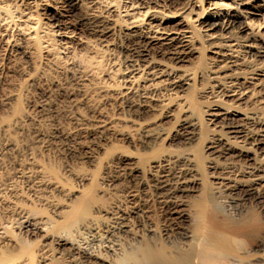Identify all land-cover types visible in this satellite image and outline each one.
I'll return each instance as SVG.
<instances>
[{
  "label": "bare ground",
  "instance_id": "1",
  "mask_svg": "<svg viewBox=\"0 0 264 264\" xmlns=\"http://www.w3.org/2000/svg\"><path fill=\"white\" fill-rule=\"evenodd\" d=\"M53 1V8L46 10L51 21L62 10L78 11L88 0ZM204 2V7L200 6L201 0H163L161 6H153L152 0H123L120 7L107 3L106 11L114 17L111 22L124 29L123 42L137 45L130 59L125 60L128 63L124 61L125 67L116 69L120 88L113 94L149 102L166 90L167 98L179 99L176 105L185 113L178 131H188L184 141L195 142L197 149L163 153L132 169L153 176L158 200L169 214L177 216H170L177 222L160 232L148 225L145 234H137L122 219L114 222V217H105L112 208L98 206L91 191L79 192L72 204L65 205L64 217L57 224L69 237L56 236L53 240L55 257L59 261L64 250L70 253L59 264H264V228L258 217L264 215V117L244 107L264 103V69L257 67L259 72L251 73L253 68L251 74L238 71L236 66L241 67L247 59L242 62L236 54L239 51L231 50L233 36L226 35L235 31L241 40L236 43L242 45L244 54L264 64V0ZM191 14L198 23L193 22ZM9 19L0 7V45L5 47L11 45L7 38ZM52 24L57 32L58 24ZM110 32L109 25L101 31L104 35ZM56 35L61 46L55 54L63 56L81 41L70 34ZM198 38L211 45L209 58L198 52L204 49ZM193 56H197L200 67L185 68L183 63L190 62ZM80 73L87 78L93 70L82 65ZM196 80L202 89L207 85L204 94L212 99L202 111L191 96ZM13 97L8 93L4 100ZM164 100L159 101L161 105ZM199 112L205 116L202 124ZM38 120L40 124L42 120ZM92 126L95 134L103 135L110 129L106 120L95 121ZM39 132L41 142H52L51 133ZM72 135L62 131L66 141L73 142ZM174 136L168 138L161 129L153 135L152 143L166 139L172 142L176 140ZM203 140L208 144L201 148L198 145ZM2 146L15 159L20 178H25L34 192L72 195L55 171L35 156L20 159L18 142L6 140ZM210 150L217 155L206 154ZM217 157L223 161L214 160ZM2 170L0 167V205L24 210L18 205L23 197L21 191L7 182L10 177H3ZM4 191L10 192L8 198ZM224 195L228 200H222ZM27 212L21 213L25 230L46 235L43 221ZM9 232L0 220V264H53L45 245L33 247Z\"/></svg>",
  "mask_w": 264,
  "mask_h": 264
},
{
  "label": "rangeland",
  "instance_id": "2",
  "mask_svg": "<svg viewBox=\"0 0 264 264\" xmlns=\"http://www.w3.org/2000/svg\"><path fill=\"white\" fill-rule=\"evenodd\" d=\"M152 1L153 6L163 4V0ZM108 2L120 7L123 0H88L78 11L69 13L62 10L57 19L51 21L47 13L54 6L53 0H0V7L11 19L7 31L11 45H0V167L3 168L2 176L10 177V182H7L14 183L21 191L23 197L18 205L24 209L0 205V220L12 237L33 247L45 245L53 264H59L60 260L70 255L64 250L61 255L64 258L58 261L53 252V240L56 236L69 237L57 228V224L64 217L62 212L65 205L72 204L79 192L91 191L98 206L112 208L110 215L105 217H114L115 220L111 219L114 222L122 219L137 234H145L148 225L160 232L172 222H177L174 218L170 219L172 214L158 200L153 176L132 169L134 165H146L163 153L178 154L187 149H197L195 142L184 141L188 131H178L179 122L185 113L179 111L176 105L179 99L167 98L166 90L158 93V99L154 97L149 102L140 101V97L126 99L113 94L120 88L116 69L125 67L128 63L125 60L130 59L137 45L131 42L129 46V43L123 42L124 29L120 24L111 22L114 17L106 11ZM200 6H206L204 0H201ZM191 16L194 20L195 15ZM53 21L59 26L57 32ZM198 21L196 18L193 22L196 24ZM107 25L111 32L104 35L101 31ZM30 26L32 29L28 28ZM59 32L81 40L71 46L65 56L55 54L61 46H58L56 35ZM226 35L229 38L233 36L231 50L239 51L236 54H239L242 62L247 59V64L243 62L241 67L236 66L238 71L251 74L259 72L258 68L264 69L261 61L244 54L235 31ZM199 43L204 45V49L198 52L205 59L209 58L211 45L207 41L203 44L200 39ZM249 60L252 65L248 63ZM197 62V56H193L183 66L195 70L200 67ZM82 65L91 66L92 76L83 77L80 73ZM195 85L192 100L197 103V109L202 111L212 99L204 94L207 85L202 89L203 86L197 80ZM8 93L14 97L4 100ZM163 100L165 102L161 105L159 101ZM252 104L243 106L264 117V103ZM199 115L202 124L205 116L200 112ZM15 119L19 120L14 123ZM36 119L39 122L42 120L41 123L38 124ZM98 120L109 123L110 129L103 135L95 134L93 130L92 124ZM161 129L168 138L175 135L176 140L152 143L155 142L152 141L153 135ZM63 130L74 135L73 142L62 137ZM39 131H45L48 135L51 133L52 142H41L40 135L37 136ZM6 140L20 144L23 157L19 158L32 154L42 164L53 169L72 195L57 191L43 195L34 192L26 179L20 178L16 172L15 159L3 148ZM203 141L198 145L201 148L208 144L206 140ZM208 153L212 157L217 155L215 150ZM214 160L223 161L218 157ZM4 194L6 198L10 196L9 191H4ZM222 200H228V197L224 195ZM22 212L41 219L46 227V235L41 231L34 233L30 229L25 230ZM258 217L264 228V215L259 214Z\"/></svg>",
  "mask_w": 264,
  "mask_h": 264
}]
</instances>
